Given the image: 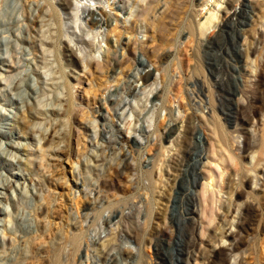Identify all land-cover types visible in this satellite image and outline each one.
Returning a JSON list of instances; mask_svg holds the SVG:
<instances>
[{"label": "rangeland", "instance_id": "1", "mask_svg": "<svg viewBox=\"0 0 264 264\" xmlns=\"http://www.w3.org/2000/svg\"><path fill=\"white\" fill-rule=\"evenodd\" d=\"M62 1L0 0V264H264V0L204 26L213 0H130L129 21L89 0L82 33ZM155 80L153 127L126 142L117 114ZM206 156L224 171L214 221L192 212ZM228 206L247 214L231 256L212 250Z\"/></svg>", "mask_w": 264, "mask_h": 264}, {"label": "bare ground", "instance_id": "2", "mask_svg": "<svg viewBox=\"0 0 264 264\" xmlns=\"http://www.w3.org/2000/svg\"><path fill=\"white\" fill-rule=\"evenodd\" d=\"M89 0H74V2L72 1H62V3L65 5V8L68 10L70 9H75V18H76V22L79 21V23L77 24L78 29L80 30V32H84V31H88V30H92L93 25H95L97 23V21H92V20H87L84 18V12L85 11H90V7L89 6L90 3L87 2ZM126 1V3H125ZM140 1L143 2V5H148L149 2L151 0H134L135 2V7H138V4L140 3ZM236 1V0H234ZM97 2V1H96ZM100 2V1H99ZM118 4L120 5V9L121 10H125V12L127 13V16L125 17V21H129L132 17H133V11H130L131 7V2L130 0H118L117 1ZM225 3L224 8L222 9L221 5ZM233 0H213V4L212 6L208 7L206 10V16L204 21L202 22V26H204L205 24H207L208 22H211L213 19H216L217 17H219V10L222 9V14H221V20L226 19L228 16L229 11L232 9V7H234V5L232 4ZM142 4V3H141ZM232 13V12H231ZM98 24V23H97ZM101 24V23H100ZM201 26V27H202ZM103 38V34L100 31H97L95 33V35L90 38H84L82 36L77 37V41L78 43H80V45L83 46H87V45H96L97 48H99V43L102 41ZM72 41V40H70ZM98 58L100 59V54L98 51ZM9 65V64H8ZM154 75V74H153ZM142 79V90L144 89V84L145 82L151 78L150 77V73H146L145 75L140 77ZM147 83V82H146ZM156 80L154 82V87H151L147 94H146V102L144 104H142L140 106V104L135 101H133L132 103H130V111L127 112V108H123L121 112H119L117 114V117L121 120V125H118V129L123 131V138L126 142H128L129 140H133V133L135 134L137 129H140L141 131H149L151 127H153V121H154V112L155 110L158 108V104L154 101H149L150 96H154L155 92L157 91L156 87ZM30 89L32 90V92L28 91V96H32V93L35 92L36 87L31 84ZM13 96V95H12ZM33 97V96H32ZM13 98L18 99L19 97L17 96V94L15 93ZM20 103L23 102L22 98L19 101ZM150 102V105H149ZM149 111L150 110V115L148 117H146L144 119V121H141L142 118L140 117V114L143 113L144 111ZM2 113H4V115H6V117L8 118H13L14 115L13 114H9L6 113L5 111ZM179 109H177V118L179 119ZM201 118L203 120H205V116H201ZM8 120V119H7ZM145 123V124H144ZM181 126V122L179 121H175V124L168 129V135H170L169 131H175V133L179 132V128ZM90 131L93 134V137L96 139L99 135V130H98V123L96 119L92 120V124H91V129ZM0 133L1 134H6L7 133V129H0ZM174 133V132H173ZM9 144H11L10 142H8ZM1 144V143H0ZM13 144V143H12ZM2 145V144H1ZM0 145V150H2V154L4 155H11V152L8 151L5 148H2ZM91 146L93 147L92 149L97 150V148L99 147V143L96 141H94L93 143H91ZM108 147L111 151L114 150L113 146L108 144ZM54 151H57L56 148H53ZM98 154H95V157H97ZM92 162V161H91ZM211 161L208 159V156L205 157L204 161L202 162L201 168L199 169L200 172V180H199V185H201L200 188V192L199 194H197V206L198 209H193L192 212H202L203 215V219L206 218L205 215L208 217L209 220L214 221L215 220V211L214 208L216 206V202L219 201L220 196L219 193L222 190V180H223V167L220 166V164L217 163H210ZM87 165V163H86ZM256 181L253 182V186L255 187ZM0 187L1 188H5V186L1 185V181H0ZM6 210L3 208L0 209V213L1 212H5ZM226 214L229 217L228 220V226H224L223 229L220 231V233L217 235V239L219 242L215 243L212 246V250H217V253H221V254H225L227 256H231L233 255V252L235 250V244H233V242H231V240H229L227 237L232 236L233 232L238 231V223L240 222V218H242V216H245L247 214L244 213V211H242V209L239 206L236 207H227L226 208ZM21 225L22 223H18L17 229L20 228L21 229ZM204 234V226H200L199 227V232H198V236L194 235V239L191 242V246L192 248H197L202 240V236ZM228 242V243H226ZM113 257V256H112ZM85 258L89 259L90 255L89 252H87L85 254ZM107 262L110 260V255L107 257ZM116 258L113 257L111 258V262H115ZM109 263V262H108ZM110 264V263H109ZM219 264H226L224 263V261H221Z\"/></svg>", "mask_w": 264, "mask_h": 264}]
</instances>
